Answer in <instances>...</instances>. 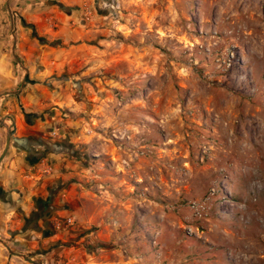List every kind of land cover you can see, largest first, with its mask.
<instances>
[{
	"label": "rangeland",
	"instance_id": "1",
	"mask_svg": "<svg viewBox=\"0 0 264 264\" xmlns=\"http://www.w3.org/2000/svg\"><path fill=\"white\" fill-rule=\"evenodd\" d=\"M77 2L22 65L28 108L68 143L53 196L73 224L20 253L264 264V0Z\"/></svg>",
	"mask_w": 264,
	"mask_h": 264
},
{
	"label": "crops",
	"instance_id": "2",
	"mask_svg": "<svg viewBox=\"0 0 264 264\" xmlns=\"http://www.w3.org/2000/svg\"><path fill=\"white\" fill-rule=\"evenodd\" d=\"M1 1L7 9L0 14V264H32L16 254H31L39 240L49 241L51 219L57 215L55 223L65 218H59L61 200L53 196V187L59 181L55 179L63 178L57 166L68 153V143L28 108L34 80L32 69L22 70V65L42 52L38 39L47 28L43 23L62 16L73 19L79 2ZM42 160L52 171L40 177L36 171Z\"/></svg>",
	"mask_w": 264,
	"mask_h": 264
},
{
	"label": "built area",
	"instance_id": "3",
	"mask_svg": "<svg viewBox=\"0 0 264 264\" xmlns=\"http://www.w3.org/2000/svg\"><path fill=\"white\" fill-rule=\"evenodd\" d=\"M52 171V166L50 163H48L47 161L45 160H42L40 161L39 163V166L37 168V171L36 173L42 177V176H46V175H49ZM73 224V220L72 218H67V219H64L63 221H57L55 222V225L54 227L56 229H60V225L63 227V226H71Z\"/></svg>",
	"mask_w": 264,
	"mask_h": 264
},
{
	"label": "water",
	"instance_id": "4",
	"mask_svg": "<svg viewBox=\"0 0 264 264\" xmlns=\"http://www.w3.org/2000/svg\"><path fill=\"white\" fill-rule=\"evenodd\" d=\"M13 37H14V34H13ZM16 255H18L19 257H21L25 261L31 262L32 264H41L39 261L34 260V256H31V255L25 256V255H20V254H16Z\"/></svg>",
	"mask_w": 264,
	"mask_h": 264
}]
</instances>
